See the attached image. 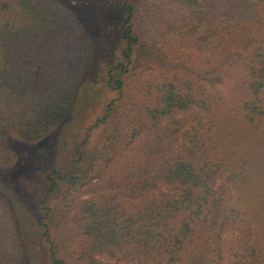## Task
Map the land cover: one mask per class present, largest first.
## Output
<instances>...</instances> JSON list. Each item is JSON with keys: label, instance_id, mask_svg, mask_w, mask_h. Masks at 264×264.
<instances>
[{"label": "trees", "instance_id": "16d2710c", "mask_svg": "<svg viewBox=\"0 0 264 264\" xmlns=\"http://www.w3.org/2000/svg\"><path fill=\"white\" fill-rule=\"evenodd\" d=\"M92 75L98 139L48 150L34 229L0 191V264H264V0H0V168Z\"/></svg>", "mask_w": 264, "mask_h": 264}, {"label": "rangeland", "instance_id": "374dc122", "mask_svg": "<svg viewBox=\"0 0 264 264\" xmlns=\"http://www.w3.org/2000/svg\"><path fill=\"white\" fill-rule=\"evenodd\" d=\"M92 2V0H80V2ZM95 5L92 4L88 12L94 10ZM93 15L91 16L95 19ZM108 15L107 20L98 18V22L102 23V27H106V38L110 40V44H114L117 39V34L120 30L121 12L118 9L106 12ZM96 20V19H95ZM112 32H111V30ZM94 85L89 88L83 89L81 92V101L78 104L77 112L79 116L76 118L74 113L69 115L59 125L55 126L48 134L43 138L35 141V143L23 142L19 145V149L27 151L29 154L25 157L20 165L11 163L6 167L0 168V191H2L16 207L18 214L22 217L30 219L29 223L34 229V218L38 216L41 206L42 191L39 189L38 183L40 182V171H42L46 163L52 156H48V150L50 152H57V146L59 144L60 156L57 153V160L60 159V163L63 165L68 160L69 153H72V149L68 146V143H61L63 138L70 143L74 142L78 138L88 136L89 146L94 145L98 139V133L100 131V125H95L97 119L102 115V102L110 97L111 92L109 89L102 87L99 82L95 83L96 78L90 76L89 78ZM73 118V119H72ZM78 134V135H76ZM69 147V149H68ZM44 150V153L42 152ZM33 219V220H32ZM32 229V230H33Z\"/></svg>", "mask_w": 264, "mask_h": 264}]
</instances>
